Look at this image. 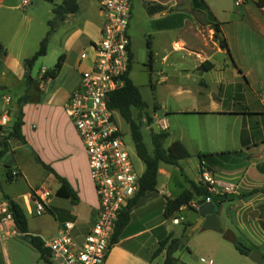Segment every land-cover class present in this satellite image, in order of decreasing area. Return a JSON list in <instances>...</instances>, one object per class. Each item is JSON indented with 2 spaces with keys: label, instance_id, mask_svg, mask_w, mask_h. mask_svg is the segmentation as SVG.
<instances>
[{
  "label": "crops",
  "instance_id": "0c3cea01",
  "mask_svg": "<svg viewBox=\"0 0 264 264\" xmlns=\"http://www.w3.org/2000/svg\"><path fill=\"white\" fill-rule=\"evenodd\" d=\"M51 2L55 5L63 0ZM131 2L129 77L138 86L135 40L146 38L150 47L146 75L157 92L153 123L160 131L165 119L169 132L165 147L180 140L191 156L180 159L179 165L160 163L156 190L131 208L130 219L105 264H163L167 249L156 253L161 242L187 232V243L175 252L177 264H257L238 251L227 238V230L252 251H259L264 261V192L240 197L264 187V103L257 93L264 83V0H241L240 4L237 0ZM26 3L31 7L29 17L40 24V35L54 18L50 9L41 11L33 0H0V44L7 51L0 55V95L12 94L15 111L17 99L26 96L22 132L27 141L22 144L12 137L7 149L0 147V192L25 209L29 234L44 244L59 234L66 221L74 223L72 235L81 244L98 214V196L84 143L65 104L94 60L93 43L100 36L101 13L94 16L84 1L77 0L78 10L60 21L68 25L63 32L60 55H65V61L61 70L54 78L43 77L48 67L38 76L31 70L34 81L27 86L24 60L28 57L22 49L30 30L19 27L21 7ZM41 37L38 34V42ZM222 39L230 53L220 45ZM199 154H208L204 165ZM36 156L69 182L77 200L57 194L60 181ZM7 166L17 168L19 177L8 180ZM205 168L220 180L234 183L237 190L234 198L221 203L219 228L191 232L192 227L186 229V225L196 223L198 210L183 205L176 214L185 220L175 223L165 215V202L190 188L186 176L199 182ZM43 187L51 196L46 211L37 215L34 196ZM200 252L204 255L194 256ZM0 264L48 263L15 222L9 221L0 227Z\"/></svg>",
  "mask_w": 264,
  "mask_h": 264
},
{
  "label": "built area",
  "instance_id": "2783aa9c",
  "mask_svg": "<svg viewBox=\"0 0 264 264\" xmlns=\"http://www.w3.org/2000/svg\"><path fill=\"white\" fill-rule=\"evenodd\" d=\"M103 18L99 38L93 43L95 57L89 69L82 73L77 88L71 93L65 110L82 139L87 155L90 175L98 196V214L83 243L75 241L74 223L66 221L59 234L47 240L52 264H105L114 244L117 222L129 201L139 191L141 175L136 171L124 134L119 124V112L109 107L111 92L122 88L126 82L131 61V38L129 25L132 17L131 0H96ZM241 0H237L240 4ZM85 57V54H82ZM257 93L264 103V83ZM0 142H10L12 124L15 120L14 99L11 93L0 95ZM14 118V119H13ZM122 118V117H121ZM123 119V118H122ZM162 130L168 128L165 119ZM14 179L19 170L12 168ZM211 195L234 193V183L222 181L210 170L204 169L201 179ZM51 196L48 188H42L34 196L37 215L46 211ZM190 206L199 210L198 200ZM173 222L181 223L183 215L175 214ZM14 221L9 201L0 192V227Z\"/></svg>",
  "mask_w": 264,
  "mask_h": 264
},
{
  "label": "trees",
  "instance_id": "16d2710c",
  "mask_svg": "<svg viewBox=\"0 0 264 264\" xmlns=\"http://www.w3.org/2000/svg\"><path fill=\"white\" fill-rule=\"evenodd\" d=\"M52 1V0H50ZM78 10L77 0H63L61 4H55L53 7L54 18L49 21L50 28L46 36L40 42L39 49L31 56L24 60V65L26 67V73L24 75L25 83L27 86L31 85L34 81L31 76V70L34 66L35 61L43 55H46L48 49V42L50 35L56 28V23L58 21L64 20L65 16L68 13H73ZM218 26L219 24L216 23ZM216 31L219 32V26L216 27ZM220 45L226 47L228 52L229 48L227 42L222 39L220 40ZM6 49L0 44V55L5 54ZM230 53V52H229ZM132 60V54H131ZM65 61V55L61 54L55 65L47 69L43 75L44 78L50 77L54 78L57 76L61 70L63 63ZM131 67V61L129 66V71ZM129 71L126 75L125 85L110 94L109 98V107L115 109L119 112L124 121L128 124L131 136L133 138L136 152L138 157L144 162L145 169L141 175L140 182L141 186L136 195L129 201L128 206L122 211L120 218L117 222L115 234L113 237V242H116L118 239L119 233L123 230L130 219L131 208L138 202V200L153 191L157 188L158 182V170L160 163H167L173 165H179L180 159H185L191 156L190 152L180 140L173 141L168 147H165V141L169 137V132L167 130L160 131H151V141L153 145V151L150 152L145 141L142 128L145 124L150 126L153 123V116L146 112L148 108L147 102L143 99L140 88L133 82L129 77ZM26 101V96H20L17 99L16 111H15V120L12 124V131L10 133V138H16L20 143H27L25 136L22 132V126L24 124V111L23 104ZM134 110H137V115H134ZM144 116L146 117V122H144ZM8 142H0V147L4 149L8 148ZM208 154H199L200 161L204 165V159ZM37 161L48 171L53 172L57 179L60 181V187L57 190V194L63 197L72 198L77 200L78 196L75 191L71 188L69 182L61 177L59 174L54 172V170L47 164H45L40 157L36 156ZM7 177L8 180H15L12 176V168L7 166ZM182 172H184L182 170ZM20 175V171H19ZM187 180L190 182L191 186L189 189L183 191L179 196L171 198L167 197L165 202V215L166 217H172L175 215L183 205H190V202L194 199L204 201L207 196L211 195L207 185L202 181L195 182L186 176ZM256 192H264V187L256 188L250 191L249 193L240 194V197L246 195L254 194ZM9 207L13 213L14 222L18 229L25 234L26 238L29 239V242L40 251L43 259L46 263L52 264L49 259L50 251L45 246L43 240L38 236L29 234L28 227V217L25 209L14 199L8 198ZM187 227H192V224H187ZM189 237V232L185 233L180 238L166 239L162 241L160 247L156 253L161 252L164 248L167 249L166 258L163 264H177L179 259L175 256V252L183 247ZM235 247L241 254L249 255L252 251V247L246 246L239 240L235 243Z\"/></svg>",
  "mask_w": 264,
  "mask_h": 264
},
{
  "label": "rangeland",
  "instance_id": "374dc122",
  "mask_svg": "<svg viewBox=\"0 0 264 264\" xmlns=\"http://www.w3.org/2000/svg\"><path fill=\"white\" fill-rule=\"evenodd\" d=\"M33 1L34 3H37V2L39 3V7L41 8V11L43 10L45 11V13H48V9H50L53 12L54 4H52L50 0H41V1L33 0ZM55 1L61 2V0H55ZM82 1H84L89 6L94 16H98L99 7H98V3L96 0H82ZM29 6H30L29 3L22 4L21 14L19 15V18L21 17V19L19 20L20 30L21 31H24L26 29L30 30V34L28 37H26L25 45H23V49H22L23 55H26L27 57H31L40 47V42H38L40 40H38L37 38L38 34L39 36H42L39 39H43L46 36L50 28V25H48L47 23L43 27V31L45 28V32H43L44 34L41 33L40 35V30H41L40 24L36 20H34V18L29 17L30 15L28 14V10L31 9V7ZM26 14L28 15L25 16ZM101 20H103L102 16H101ZM59 23L60 21L56 23L57 30L56 32H54V34L49 39L47 54L45 56L44 55L40 56L34 63V66L32 68V74L34 76H38L43 67H48V68L53 67L55 63L57 62V59L60 53L62 52L61 45H62V41L64 40L63 32L66 30V29L64 30L65 26H68V25H66V23L65 25H63L64 23H60V24ZM135 41H136L135 44L137 46V51H138V62L136 64V73H135L134 78L140 88V91H141V94L144 100L148 104V108L146 112L150 115H153L155 113L154 104H155L157 92L155 89V85H153L152 83V80H150L148 76L146 75V71L148 70V67L146 65L148 63L150 47H149V44H147L146 38L140 37V38H137ZM228 80H230V77L228 78ZM223 89L226 90V87H224ZM134 115L135 116L137 115V110H134ZM171 115H172V112L167 116V118H169ZM161 116H164V115L160 114V117ZM143 119H144V122H146L147 119L145 116ZM172 120H174L173 117H172ZM118 121L123 131L124 141L126 142L128 150L131 154V158L133 160L135 169L141 175L145 169V164L137 155L135 144H134L133 138L129 130V126L124 121V119H122L121 117L118 118ZM152 130L153 131L159 130V126L157 123L154 122L150 126L145 124L142 128L143 135H144V141L150 152L153 151V145L151 141V131ZM168 143H169V138L167 139L165 146H167ZM8 155L11 156V153H9ZM198 234L199 233H197L196 236H198ZM193 242L195 243L196 241L194 240ZM196 255L200 256L204 254L200 252V253L194 254V256ZM215 264H217V262Z\"/></svg>",
  "mask_w": 264,
  "mask_h": 264
},
{
  "label": "water",
  "instance_id": "95a60500",
  "mask_svg": "<svg viewBox=\"0 0 264 264\" xmlns=\"http://www.w3.org/2000/svg\"><path fill=\"white\" fill-rule=\"evenodd\" d=\"M27 147H30V145L27 144ZM234 197H235L234 193H227V194H215L212 196L210 201L202 202L201 200H198V203H200V207L198 210L199 217L196 223L192 226L191 232L199 228H214V229L219 228L220 227L219 211H220L221 203L227 199H232ZM226 236L231 242L233 243L237 242L236 235L232 230H227ZM249 257L257 264H264L262 256L260 252L257 250L251 251Z\"/></svg>",
  "mask_w": 264,
  "mask_h": 264
}]
</instances>
